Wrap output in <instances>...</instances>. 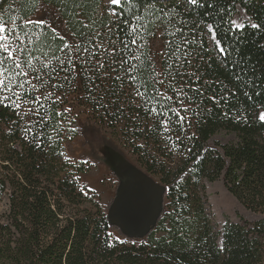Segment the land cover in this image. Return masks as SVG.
<instances>
[{"label":"trees","instance_id":"trees-1","mask_svg":"<svg viewBox=\"0 0 264 264\" xmlns=\"http://www.w3.org/2000/svg\"><path fill=\"white\" fill-rule=\"evenodd\" d=\"M140 2L90 0L65 8L57 0H0V19L21 25L40 4L54 8L70 38L49 36L44 42L51 46L45 47L43 30L30 26L33 45L41 44L35 55L41 63L50 61L49 75L38 91H17L40 100L24 99L19 107L0 103V200L7 207L0 214V264H264V0H202L198 9L181 7L189 40L175 52L183 38L169 35L175 27L161 24L157 11L173 8L175 0H150L143 7ZM239 10L248 20L236 28ZM133 28L139 29L137 44L124 34ZM156 36L162 47L158 64L151 48ZM128 64L135 67L126 74ZM161 71L172 73L166 84L175 89L165 95L177 99L183 89L188 112L182 125L165 132L161 124L157 133L159 117L144 109L158 105L141 107L137 91L151 93L145 79H159ZM78 106L159 179L161 209L167 200L169 210L160 209L142 237L120 240L112 233L115 226L96 193L81 180L87 165L64 155L79 136ZM221 132L235 142L210 145ZM218 180L261 218L225 222L216 232L199 189Z\"/></svg>","mask_w":264,"mask_h":264},{"label":"rangeland","instance_id":"rangeland-1","mask_svg":"<svg viewBox=\"0 0 264 264\" xmlns=\"http://www.w3.org/2000/svg\"><path fill=\"white\" fill-rule=\"evenodd\" d=\"M37 8L30 19L35 20L43 13L44 19L57 27L58 36L70 39L65 22L60 20L54 8L42 4ZM234 17L233 24L236 28H241L248 20L240 10ZM151 48L153 59L158 64L162 50L159 36L152 40ZM74 114L79 136L66 145L64 155L73 163L82 162L87 165L86 172L80 175L81 180L89 190L96 193L110 223L115 226L112 233L120 240L124 237H142L152 227L161 209L162 189L159 187L158 177L147 175L139 161L121 146L118 138L108 128L91 121L82 107H76ZM233 142V135L221 132L211 138L210 145L219 148ZM204 188L199 189V197L216 232H221L225 222L238 224L242 220L251 222L261 218L248 212L228 192L221 180L205 184ZM6 208V199L3 197L0 200V214ZM162 209L165 213L168 212L167 200ZM217 242L220 243V237Z\"/></svg>","mask_w":264,"mask_h":264},{"label":"snow or ice","instance_id":"snow-or-ice-1","mask_svg":"<svg viewBox=\"0 0 264 264\" xmlns=\"http://www.w3.org/2000/svg\"><path fill=\"white\" fill-rule=\"evenodd\" d=\"M36 0H34V3ZM90 0H57V3L61 4L63 7H67L69 3L73 5V7H84ZM122 0H111V3L119 5ZM125 6L129 3L134 4V0H123ZM145 2H150V0H141L140 6L143 7ZM183 7L185 11H191L192 9H198L202 7V0H175V4L173 8L168 9L165 7H160L157 9L161 16L158 19L161 21V24L168 25L172 24L175 27V31L169 33L173 37L180 39V44L176 45L173 48V51H178L180 46H182L185 42L189 40V37L186 34L185 29L189 26L188 21L184 20L182 17V13L179 9ZM35 10V8H34ZM135 14V13H134ZM155 14V13H153ZM167 16L168 19L165 20L164 17ZM127 19V17H125ZM140 17L137 15V20ZM12 24L11 27H8L6 30L7 24ZM82 26L87 27L81 21ZM131 24V21H129ZM40 27L45 33L44 39L41 41L45 47H50V44H46L44 41L49 38V36H53L57 33V27L53 26L46 19H44V14L41 13L39 17L35 20L26 18L24 24H17L14 21L8 20L5 21L0 19V103H4L7 101L13 107H19V102H23L24 99H30L33 102H38L40 97H31L25 96L24 93L18 92L17 89H24L26 86H30L34 91H38L40 85L43 84V77H47L49 73L46 71L48 68V63H41L40 57L35 55V51L39 50L41 44L33 45L32 43V33L35 31V27ZM159 26V25H153ZM253 28L258 27L256 24L251 25ZM140 27H144L140 25ZM195 27V26H193ZM51 30L50 33L48 30ZM167 31V28H166ZM209 31L212 32L211 39L215 40L216 32L212 29V26L209 25ZM179 33V36H177ZM124 34L129 37V43L137 44V37L140 36L139 29L133 28L131 32H128L127 29H124ZM93 35H97V33H93ZM123 43V41H121ZM100 46H103V42L101 41ZM127 47V45H124ZM68 46L64 45L66 49ZM216 47L219 48V52L221 55L226 53V50L223 47H220V42L216 41ZM74 50H78V45H73ZM63 50V49H58ZM42 55L46 56V53H42ZM137 60H140L141 57H134ZM179 60L180 57H177ZM35 61V63H34ZM122 67L124 64H127V61L122 60ZM37 64L40 66L37 67ZM134 65L128 64L127 68L124 69L126 74L130 73L134 69ZM166 68H170L171 65L165 64ZM53 70H57L53 68ZM155 71V67L152 68ZM148 76H151V72L147 73ZM159 79L153 77L151 82L145 79L144 86L145 88H151L152 92H139L137 91V95L140 96L143 101L141 107L144 104H149L150 102H155L158 105L157 107H149L144 110L149 113L156 114L159 119L154 124V130L159 133L160 125L163 124V130L165 132L172 129H175V126L179 123L182 125L187 119V107H182L184 104V100L181 98L184 95L183 89H180L179 92L181 97L174 99L173 96L165 95L166 92L175 91V89L169 87L166 84V80L172 75L171 72L161 71L159 74ZM132 79H135V76H132ZM36 81V83H33ZM159 84L160 88L156 87ZM194 94H202L199 89L193 90ZM188 102H192V98L188 97ZM8 106V105H5ZM70 111V109L68 110ZM181 112L184 115H181ZM179 117V120L175 119ZM261 119L264 120V115L261 116Z\"/></svg>","mask_w":264,"mask_h":264},{"label":"water","instance_id":"water-1","mask_svg":"<svg viewBox=\"0 0 264 264\" xmlns=\"http://www.w3.org/2000/svg\"><path fill=\"white\" fill-rule=\"evenodd\" d=\"M157 215H158V214H157ZM156 217H157V216H156ZM154 222H155V221H154ZM153 224H154V223H153ZM153 224H152V225H153Z\"/></svg>","mask_w":264,"mask_h":264}]
</instances>
